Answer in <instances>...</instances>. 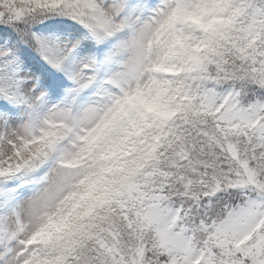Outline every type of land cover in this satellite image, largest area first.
I'll list each match as a JSON object with an SVG mask.
<instances>
[{
  "label": "snow or ice",
  "instance_id": "obj_1",
  "mask_svg": "<svg viewBox=\"0 0 264 264\" xmlns=\"http://www.w3.org/2000/svg\"><path fill=\"white\" fill-rule=\"evenodd\" d=\"M0 264H264V0H0Z\"/></svg>",
  "mask_w": 264,
  "mask_h": 264
}]
</instances>
